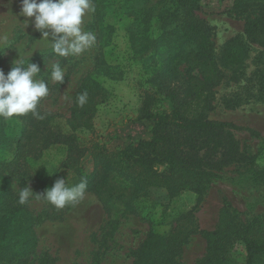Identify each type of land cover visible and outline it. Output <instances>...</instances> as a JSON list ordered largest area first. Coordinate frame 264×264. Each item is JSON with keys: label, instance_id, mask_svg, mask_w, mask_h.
<instances>
[{"label": "trees", "instance_id": "obj_1", "mask_svg": "<svg viewBox=\"0 0 264 264\" xmlns=\"http://www.w3.org/2000/svg\"><path fill=\"white\" fill-rule=\"evenodd\" d=\"M92 3L95 11L90 28L96 36V50L91 68L80 77L72 94L64 122L40 104L38 116L30 112L0 117V264L25 261L38 240L36 217L28 201L18 202L14 181L30 184L39 196L64 169L73 176L70 186L86 178L85 192L93 193L105 210L118 205L136 212V205L152 187L165 189L169 198L190 191L199 202L223 167L248 157L232 132L238 126L208 117L213 89L224 73L213 57L211 27L196 14L201 0ZM230 9L244 19L242 32L226 41L221 54L222 64L235 78L245 67L251 45L264 50V0H233ZM120 21L122 27L117 25ZM119 36L124 39L122 50L117 48ZM41 59L35 56L27 63L40 67ZM132 67L147 74L139 80L141 100L136 118L153 121L150 138L114 150L95 139L84 140L80 133L93 130L97 107L107 99L105 83L121 79ZM258 74L256 97L264 100V73L259 70ZM68 75L69 71L64 82ZM43 80L48 86L46 75ZM85 92L87 99L81 106L78 97ZM13 124L18 125L16 131ZM249 132L262 140L256 154L263 161L253 168L250 180L264 189V138L254 130ZM55 150H61L63 157L53 162L50 155ZM87 153L93 167L83 173L79 163ZM159 165L165 169L158 170ZM170 222L173 226L168 231L148 229L130 264H181L183 247L195 233L204 238L205 252L194 264H255L264 255V211L241 218L225 200L211 230L198 228L193 208L177 212ZM238 244L245 252L243 262L233 256ZM38 264H51L48 255L40 256Z\"/></svg>", "mask_w": 264, "mask_h": 264}, {"label": "rangeland", "instance_id": "obj_2", "mask_svg": "<svg viewBox=\"0 0 264 264\" xmlns=\"http://www.w3.org/2000/svg\"><path fill=\"white\" fill-rule=\"evenodd\" d=\"M232 1L201 0V7L196 14L211 27L213 57L224 73L221 82L213 89V108L208 117L237 125L238 128L232 132L240 149L248 157L242 162L223 167L220 175L203 192L199 202L190 191L169 198L165 189L152 187L147 197L136 205V212L135 209L129 210L118 205L105 210L95 195L87 191L78 202L58 209L32 193L28 206L36 217V248L25 261L8 264H38L43 254L48 255L51 264H130L148 229L153 226L157 231H168L173 226L170 221L177 212L193 208L198 228L211 230L216 226L219 209L225 200L231 203L241 218L264 211V189L250 180L253 168L263 164L256 154L262 140L249 132V129L254 130L264 138V100L256 97L258 71L264 73V50L251 45L245 67L235 78L231 70L222 64L224 44L243 29V16L234 15L230 9ZM20 9L21 0H0V69L7 74L13 62L19 58L27 66L28 59L41 57L38 62L42 70L36 78L43 80L46 75L49 93L39 104L63 123L80 77L92 66L95 44L79 55L60 57L51 50L50 41L41 37L40 32L34 28V18L20 15ZM91 19L92 12L83 17V31L92 32ZM122 23L120 21L117 25L122 27ZM123 40L120 36L116 38L120 50L124 49ZM159 59L164 63L162 56ZM57 63L63 69V74L69 71L67 80L60 87L55 86L56 82L51 79V67ZM43 70L47 73H43ZM146 76L132 67L127 69L121 79L108 80L105 83L107 99L97 107L93 130L80 133L82 138L95 139L110 150L136 143L140 139H149L153 121L136 118L141 100L139 80ZM11 127L16 131L18 125L13 124ZM51 153L53 162L63 157L61 150ZM79 165L83 173L92 170L89 153ZM164 169V165L158 166V170ZM60 175L65 178L66 185L70 186L72 174L63 169ZM27 186L31 188L28 183H13V188L18 192ZM204 252V238L200 233L192 234L183 247L180 262L194 264ZM232 252L236 261H244L242 244L236 245ZM255 264H264V255Z\"/></svg>", "mask_w": 264, "mask_h": 264}, {"label": "clouds", "instance_id": "obj_3", "mask_svg": "<svg viewBox=\"0 0 264 264\" xmlns=\"http://www.w3.org/2000/svg\"><path fill=\"white\" fill-rule=\"evenodd\" d=\"M94 11L92 0H21L20 15L34 18V28L40 32L41 37L50 41L53 53L68 57L79 55L95 44V34L85 32L81 27L83 17ZM39 72L41 69L36 63L30 62L25 66L20 58L13 62L7 74L0 69V117L11 118L30 112L39 115L37 106L49 93L45 81L36 78ZM51 79L64 83L63 69L59 63L52 65ZM86 99L87 93H81L78 97L79 105L83 106ZM86 188V178H82L78 184L67 186L65 178L61 177L37 195L60 209L81 200ZM32 193L28 186L20 188L18 202L25 204Z\"/></svg>", "mask_w": 264, "mask_h": 264}]
</instances>
